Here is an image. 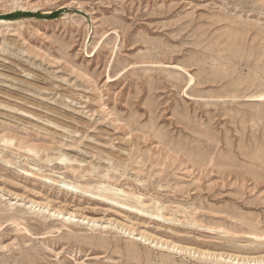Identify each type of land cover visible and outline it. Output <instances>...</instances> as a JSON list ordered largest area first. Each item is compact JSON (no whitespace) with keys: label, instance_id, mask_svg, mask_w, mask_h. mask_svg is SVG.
<instances>
[{"label":"rangeland","instance_id":"obj_1","mask_svg":"<svg viewBox=\"0 0 264 264\" xmlns=\"http://www.w3.org/2000/svg\"><path fill=\"white\" fill-rule=\"evenodd\" d=\"M0 21V264H264V0Z\"/></svg>","mask_w":264,"mask_h":264},{"label":"bare ground","instance_id":"obj_2","mask_svg":"<svg viewBox=\"0 0 264 264\" xmlns=\"http://www.w3.org/2000/svg\"><path fill=\"white\" fill-rule=\"evenodd\" d=\"M0 22H3V23H8V24H10V23H12V21H0ZM104 187H106V189H108V190H112L113 188H111L110 186H104ZM72 217H70L69 219H71ZM237 264H239V263H237Z\"/></svg>","mask_w":264,"mask_h":264}]
</instances>
